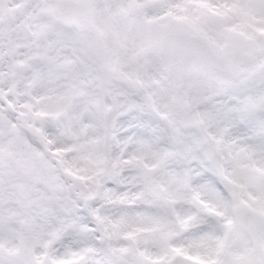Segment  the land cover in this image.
Wrapping results in <instances>:
<instances>
[{
  "label": "snow or ice",
  "instance_id": "6c2138e0",
  "mask_svg": "<svg viewBox=\"0 0 264 264\" xmlns=\"http://www.w3.org/2000/svg\"><path fill=\"white\" fill-rule=\"evenodd\" d=\"M0 264H264V0H0Z\"/></svg>",
  "mask_w": 264,
  "mask_h": 264
}]
</instances>
